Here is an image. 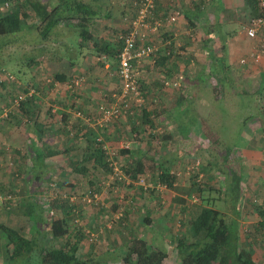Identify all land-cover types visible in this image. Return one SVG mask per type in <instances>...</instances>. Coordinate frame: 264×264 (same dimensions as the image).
Segmentation results:
<instances>
[{
	"label": "crops",
	"instance_id": "1",
	"mask_svg": "<svg viewBox=\"0 0 264 264\" xmlns=\"http://www.w3.org/2000/svg\"><path fill=\"white\" fill-rule=\"evenodd\" d=\"M207 1L206 6H200L199 11L196 10V6L183 10V13L193 15L192 21L189 23L198 29L196 39H193L192 42L187 43L183 40L184 33L177 24L167 23L168 26L162 27L167 37L161 38L160 42L156 43L161 46V54L157 58L158 63L152 59L145 61L147 65H144V69L146 68L148 71L152 68L151 71L153 72L150 73L152 76L146 74L148 75L144 78L146 86L144 85L143 88L146 89L147 95L153 102L155 101L154 98L162 94L163 89L166 94L170 90L169 87H175L174 83L176 82L178 86L175 88L180 90L178 94L181 95L177 105H174V112L178 115L176 121L180 120L179 114L181 112L179 110H184L189 102L188 99L196 98L199 94H194L193 91L200 89L197 85L200 81L201 87L204 89L217 88V86L231 81L235 83L237 91H241L239 107L242 109L245 107L250 117H243L242 126L238 127V131L235 134L230 133L236 137L235 144L237 147L234 148L233 152L229 151V154L226 153L225 155L224 153L222 158L219 157L218 161H222V165H219L216 160V165L221 166L222 171L217 174L224 181L225 190L229 189L232 180L234 181L237 177L241 178V199L236 204L239 206L237 208L239 215L237 216L233 210L235 209L233 208V200L227 192L223 194V203L218 202L215 207H219L227 214L226 218L229 223L234 222L236 224L241 246L247 247L246 249L251 253L256 264H264V217H260V215H264V60L257 63L249 56L252 47L264 46V27L259 29L258 37L251 40L243 30L245 24H240L241 18H239L241 15L243 18L249 17L245 20L247 22L251 19L246 0ZM259 4H261V0H259ZM261 12L264 17V10ZM177 13V23H182V20L188 22L182 12L176 10L173 14ZM233 17L237 18L236 21L232 19ZM193 30L194 27H191L186 33ZM165 42L170 43V46L173 47L172 55L174 56L170 54L172 58L164 65L166 66L162 70L164 73H160L161 71L154 72L158 66L161 69L164 68L163 57L170 47ZM243 59L246 60L245 64L242 63ZM148 63L158 66L154 69L155 66L152 65L150 68ZM187 66H190V72L186 71ZM172 70L175 72L173 73ZM65 85L67 86V84H60L59 89L62 90L59 96L54 93L55 87L51 91L49 90L50 98L53 95L58 97L50 105L53 116L48 112L50 110L49 102L47 103L42 96L37 105L20 110L13 109L14 117L12 119H8L6 113L0 116V195L11 198L8 199L9 202L7 200L0 201V264H6L4 260L7 257L5 252L8 251V248L13 264H40L37 260L31 261V258L36 259L38 257L40 253L38 247L41 242L44 241L46 245L49 242L47 239H51L49 226L52 220L54 218H65L66 220L69 214H74L75 218L68 219V234L61 241H70L73 238H75L73 240H80L82 238L79 246L86 244V229L80 227L77 229L74 225L77 219L76 211H81L85 204L82 200L75 201L73 198H69V201L64 200L65 197H68L67 191L65 192L66 189L75 190L76 184L82 183L80 178L83 176L81 167L75 168L74 166L85 161L86 153L83 148L86 143L85 137L82 135L87 132L86 129L80 133L77 132L86 123L76 116L75 111L71 110L69 102L72 97L70 95L68 97L70 92L64 88ZM64 89L68 92H65ZM1 95L0 93V100ZM248 97L250 100H247ZM93 98L97 97L88 92H85L82 98L83 105L80 106H83L88 113L92 111V107L95 109V105L91 103L92 100L94 101ZM197 100L203 101L202 97L199 96ZM96 102L98 103V101ZM96 102L94 101V103ZM4 110L7 109L4 108ZM10 112L12 111L10 110ZM251 116H253L252 119ZM1 119H5V121ZM210 121L199 116L197 118L199 125L194 126V130L197 131L196 136H205L211 139L207 142L214 145L223 136L220 132L215 131L213 122ZM112 125L113 128H109L112 133L107 131L109 134L117 132L114 125L120 126L119 123ZM213 128L214 130H212ZM111 142L113 141L107 140L109 145ZM216 158H218L217 154H215ZM73 175L79 177L75 182L69 179ZM56 178L60 180L56 181ZM44 186L46 187L45 190H43ZM53 190H57L55 192L57 197L55 199L57 200H52ZM44 191L47 194L46 197L43 196ZM213 197L216 198L215 193H212ZM44 198L45 200H43ZM159 199L156 197V202ZM61 200L63 202H60ZM149 202L152 203L151 201L144 202L143 207L146 208L144 211L146 216L143 218L135 220L133 216L135 208H129L133 210H130L132 212H130L127 221H130L129 223L134 226H137L134 224L135 222L140 224L145 232L143 237L138 236L135 231H131V233L140 238L152 240L154 246L164 248L168 256L164 264H180L176 243L178 239H183L185 236L189 240V236L184 233L180 236H176L175 233L172 234L170 248L175 247L173 252L168 248L166 239L158 244L157 242H160L158 236L166 238L167 230L156 228L155 224H162L160 218L162 213H157L156 209L151 212L157 203L152 207V205L149 206ZM102 205L104 206L103 203ZM159 206L162 207L160 204ZM197 207L190 221L184 219V222L190 226L191 221L203 211L202 207L199 205ZM31 208L36 209V212L32 213ZM53 208L57 210H53ZM71 210L72 213H70ZM103 218V216L96 215L98 229L93 230L99 238L96 245L101 246L105 242V248L97 251L91 247L80 251L79 247L77 254L79 264H108L100 262V258L105 259L107 255L112 257V264H123L122 260L126 251L124 242L126 241L118 243L114 238L112 243L106 244V241L113 234L117 235L118 233H114L115 228L111 230L113 224H107L110 223V220L105 219L106 223L103 222ZM133 220L134 223H131ZM181 220L183 221L182 218ZM260 223L263 225L260 226ZM130 224L127 223L128 228ZM190 226L187 229L188 233L190 232V242H192L194 239ZM4 228L15 233L13 241L7 239ZM129 229L131 230V227ZM91 231L89 230V232ZM246 231L249 232L248 235L243 234ZM130 236L132 235L127 237L130 238ZM21 239L38 242V244L31 243L36 245L34 252L28 253L29 250L21 249L18 254L14 253L15 248L22 245ZM55 243L53 242V244ZM251 244L252 246L248 247ZM11 248L14 249V252H11ZM172 258L174 259L173 262Z\"/></svg>",
	"mask_w": 264,
	"mask_h": 264
},
{
	"label": "rangeland",
	"instance_id": "2",
	"mask_svg": "<svg viewBox=\"0 0 264 264\" xmlns=\"http://www.w3.org/2000/svg\"><path fill=\"white\" fill-rule=\"evenodd\" d=\"M35 1L47 4L55 0ZM104 2V0H101V4L105 6L104 8L108 12L110 17L109 19L100 21L97 27H95L94 31L98 38H106L112 41L115 36L114 32L117 29L126 30L128 22L131 18L134 17L136 7H133L131 0H111L108 3ZM207 3V0H158L156 4L157 9L155 20L153 22L160 21L162 26H168V24L166 23V18L170 19V17L175 15L173 13L178 10L176 8V5H179L183 10H185L186 8H193L195 6H206ZM10 4L11 6L14 5V3L12 2ZM27 7L28 11H31L30 5H27ZM31 16V21H33L34 24L38 23L36 15L32 13ZM241 16H239V18H241L240 24H246L247 21L245 20L249 17L243 18V16ZM164 19L165 22L163 23L161 20ZM232 19H235L236 21L237 18L233 17ZM182 21V23H177V21L174 24L180 26L182 32L184 33L183 40L187 43H190L193 41V39H196V31L198 29L195 28L196 26H192L189 21ZM191 27H194V30L186 33L189 28L191 29ZM72 35L73 34L71 32L65 30V33L63 34V36L61 35L62 37L58 39L57 43L48 41L44 44L49 46L50 51H52L53 53L56 52V54L54 53L52 56H50L51 60L54 61L55 66H57L58 64V59H60L59 57L62 58V65L60 68H58V70L69 73L68 75H70L72 79H75L74 81L79 80L83 85L78 92H76V90L70 91L68 86L65 85L64 88H67V90H69L70 92L68 94V97L70 95L73 99L76 98L74 99L75 105L80 106L83 103L82 98L84 97L85 92L95 94V97L97 98L93 99L95 102L98 101V103H95V109L94 107H92L91 112L81 115V118L85 120V123L89 126L90 129L94 130L96 128H106V126L109 128H113L112 126H110V124H120V126L114 125L117 126L116 128H114L118 130V133L115 141L112 140L113 142H116L113 147L110 145L109 147L107 144H105L104 138L99 139L101 143L105 144L102 148L104 151V147H107L106 151L109 159L108 161L113 164V173L104 174L103 171L97 170L95 172L94 170L90 169V165H87V167H85L88 171L86 172V170L83 169L81 172V174L83 175L82 177H80L82 183L80 185L76 184L77 187L75 188V190H65V192L67 191L66 194L68 197H65L64 200L73 198V200L75 201L82 200L85 204L84 208H81V211H76L77 219L74 225H76L75 228L77 229L79 227L86 229V234L89 235L91 233V238L86 240V244H82L81 247L79 246L80 251L87 248L89 249L91 247L97 251L105 248V242H103L101 246L96 245L99 241V238L93 230L95 228L98 229V226H96V215L103 216V222H106L105 219H109L110 223H106L109 225L113 224V226H111V230L115 228L114 233H118L117 235L113 234V236H111L109 240L106 241V244L112 243L114 238L118 243L128 241L127 236L130 235L129 233L131 231H135L138 236H144L145 232L144 230H142L141 225H138V223L136 222L134 223V220L131 221V223H134L137 226L128 223L130 224L131 230L129 229L130 227L127 228V223L125 222H122L123 224L121 223V229H118L117 227L118 225H121L120 219L122 218V214L125 211L129 200L133 201L134 207L132 206L131 208H135L133 212L135 220L146 216L144 212L146 208L144 209L143 207L144 202L146 203L147 201H151L152 203L149 202V206L152 205V207L155 203H157L154 206V209H151V212L156 209L157 213L161 212L163 215L160 214L162 224H155V226L156 228L167 230V232L165 233L167 234L166 238L158 236L160 241L157 242L158 244H161L162 240L166 239L167 246L168 248H170L171 237L174 233L176 236H180L184 233L188 235L189 240H191L190 234L188 233L187 229L190 225L184 222V219L190 221L193 212H195V210L198 208L197 204L199 202H194V199L189 200V204L186 205L185 208H183L179 204L174 203L173 199L175 198L174 194L176 193L170 191L169 189H166L161 183H156V179L150 177L151 172L140 177V179L133 184L125 176V172L122 169V167H124L125 165L127 166L129 162H127L126 164V159L124 156L120 155V150L126 148V146L136 150V152L138 151V149L144 150L150 157H153L154 160L157 161V171L159 168L158 166L162 163L166 166L171 167V174L177 177V181L175 182V186L177 187L181 186L184 189L190 188L194 180L193 179L191 181L192 177L199 178L198 180L209 177V179L214 180L215 188H221L222 190L224 189V181H222V178H220V176L217 174L222 170L221 166L216 165V160L218 161L220 156L222 158L224 156V153L226 155V153L229 154V151L233 152L234 148L237 147V144H235V141H237V139L230 133L235 134V132L238 131V127L242 126L243 117H250L249 113L247 112L248 110L245 107L243 108L244 110L242 109V107H239L238 102L241 98V91H237L235 83L231 81L223 83L222 85L217 86V88L209 87L207 89L201 87L202 84L200 81L197 84L200 89L194 90L193 93H199L197 97H202L203 101H198L197 97L188 99L189 102L186 107H184V110H179L181 112L179 114L180 120L176 121V116L178 115H176V113L174 112V105H177L178 98L181 97V95L178 94L180 93V90L171 86L169 87V92H166L165 94L163 89L162 94L154 98L155 101L151 102V98H149V95H147L146 89L143 88L144 85L146 86L144 78H146V76L148 75L152 76V74H150L153 72L151 71L152 65L153 67L155 66L154 69L158 65L148 63L151 70L147 71L146 68L144 69V65L147 64L145 63V61H142L141 64L137 67V70L139 72L140 88L145 99V106L139 108L136 107L135 104H132L131 106L133 114L128 113L129 115L123 116L119 119L105 118L103 117V113L101 112L102 106L106 107L109 104H114L112 101V96L113 94H117L120 92V80L118 76H116V72L112 70L114 63L110 61L106 62V59L103 56H90V54L85 50L79 53V49H73L72 51L68 52L69 54H67L64 49L65 43H74L76 41L75 37H72ZM164 37H167L166 33H164V28H160V31L156 36L157 39L155 40V43L159 42L160 39ZM34 38L35 36L21 40L19 43L13 45L7 50V55L10 54V58H12V60L14 59L13 64L8 67L7 73H10L14 77H17L18 82H7L5 87H0V93L3 94L4 90L11 92V99L14 97V94L16 95V93H18L17 91H19V86L22 87V85H24V87L22 88L27 89L29 87H32L33 85H38V82L43 83L44 81H46L48 84L49 81H51V79H49V73L47 72L45 68L46 66H44V64H39L37 62H35L34 64L31 63V71H26L25 68L22 67L21 61L23 59L25 60L29 56L33 57L38 54V49H34L33 46ZM255 48H257V46L252 47L251 49L254 50ZM71 57L73 58V60L77 57V65L73 68L69 67V64L67 63V60L70 61L72 59ZM261 60H264V58ZM99 62L105 65L103 67H101V65L98 66ZM14 65L17 67H14ZM158 67L154 72L161 71L160 73H164L162 70L165 69L166 66H163L164 68L162 69L160 67L159 69ZM15 68H17V70L21 69L23 73H18ZM186 71H191L190 66H187ZM172 72L174 73L175 70H172ZM59 88L60 85L56 84L54 93L58 96L60 95L62 90ZM64 90L65 92H68L66 91V89ZM50 95V92L47 91L45 99L47 103L49 102V108L50 105L55 102V99L58 98L55 95L50 98ZM48 98L51 99V102ZM247 100H250V97H248ZM117 101L119 100L117 99ZM8 102L9 99H6L4 101L0 100V108H2V110L6 108L7 110H11L13 113L14 108L8 107ZM46 102L44 101V103ZM145 109L148 112L153 113L152 117L155 121V126L146 127L144 129L145 131L141 135V139L140 137H138V141H133L136 137L135 132H133V127L139 126L138 124L141 123L142 111ZM76 113L78 112L75 111V114ZM199 116H201V118L203 119H206V121L211 120L210 122H213V125L216 129L215 131L220 132V134L223 136L219 139V142L211 145L207 142L208 140L211 141V139H208L205 136H196L197 131L194 130V126L196 127V125H199L197 123V118ZM252 117L253 116H251V119ZM212 130H214V128ZM142 139H144L145 143L141 141ZM215 154L218 155V158L216 159ZM144 162L146 163L147 161L145 160ZM218 162L219 165L222 163V161ZM71 168L74 171L73 166ZM148 170L152 171V168L149 167ZM92 172H94V174H96L98 177L94 178L96 181L92 180V178L89 177ZM157 174H161L160 171L156 172L155 175L157 180H159L158 178L160 175ZM77 178L79 177L73 175L69 179L70 181L72 180V182H75ZM58 180L60 179L56 178V181ZM45 189L46 187L43 190ZM50 190L52 191V189ZM93 190H98V193L94 194V199H90V195H92ZM56 191H54V194H51L52 200H57L55 199L57 198L55 194ZM218 195L221 194H216V196ZM43 196H47L45 191ZM156 197L160 198L157 202ZM223 198L224 197H222L221 195V203H223ZM43 200H45V198ZM60 202H63V200H61ZM94 202H98L101 204L103 203L104 206H101V204L96 205L94 204ZM116 204H118L117 206H120V209H117L118 211H115L114 208ZM159 204L162 207H160ZM53 210L57 209L53 208ZM201 210L202 209H200V211ZM34 212H36V209ZM110 214L114 215V217H112V215ZM181 218L183 219V221L181 220ZM89 230L92 231L89 232ZM243 234L248 235L249 232L246 231ZM174 249L175 247L170 248L172 252L174 251ZM7 250L9 251V248ZM8 251L5 252L7 257L5 258L4 262L6 264H13V261L10 258L11 253H8ZM11 252H14V249L11 248ZM111 258L112 257L109 255H107L105 259L101 257L100 262L112 264ZM173 261L174 259L172 258V262Z\"/></svg>",
	"mask_w": 264,
	"mask_h": 264
},
{
	"label": "trees",
	"instance_id": "3",
	"mask_svg": "<svg viewBox=\"0 0 264 264\" xmlns=\"http://www.w3.org/2000/svg\"><path fill=\"white\" fill-rule=\"evenodd\" d=\"M104 1V3H108L111 0ZM136 1L139 3L141 0H131L133 7ZM11 2L14 3L13 6H11ZM5 4H8L7 11L0 12V87H5L7 82H18L17 77L7 73L8 67L11 66L14 61V59L12 60V58H10V54L7 55V50L21 40L34 36L33 46L34 49H38V54L33 57L29 56L25 60L21 59L22 67L25 68L26 71H31V63L34 64L37 62L39 64H44L49 73V79H51L48 84L46 81L43 83L38 82V85H33L27 89L22 88L24 87L23 85L22 87L19 86V92L16 93V95L14 94L12 99L11 92L4 90L5 93L1 95V100L3 101L5 98L7 100L9 99L8 107L20 110L37 105L38 101H40L39 98L41 96L45 98L47 91L53 89L56 84H67L68 87L73 84L75 79H72V77L68 75L69 73L58 70L62 65V58L59 57L58 64L55 66L54 61L51 60L50 56L54 53L56 54V52L53 53L50 51L49 46L44 45L48 41L57 43L58 39H60L65 33V30L71 32L73 34L72 37H75L76 39L74 43H65L64 49L67 54L73 49H79V53L85 50L90 56H103L105 57L106 62L110 61L114 63L112 70H114L116 74L118 73V59L120 51L123 48V42L120 37L125 34V30L117 29L114 32L115 36L112 41L110 39L98 38L96 36L94 31L95 27H97L100 21L109 19L110 17L104 8L105 6L101 4V0H55L47 4L35 0H0V5ZM246 4L250 9L251 18L263 16L259 0H246ZM27 5H30L31 11H28ZM176 8L179 12L183 13V9L179 5H176ZM156 9L157 8L153 11L154 18L156 15ZM200 9V6H196V10L199 11ZM32 13H34L38 19V23L36 24L31 21ZM135 14L136 11L134 12L133 18H135ZM183 14L189 22L192 21L193 15L186 12ZM194 18L197 17L194 16ZM162 21L164 22V20ZM172 48L173 47L169 49L171 55L173 53ZM171 55L167 56L165 53V56L163 57V66L170 58H172L173 55ZM76 60L77 57L74 58V60L73 58L70 61L67 60L69 67L73 68L76 66ZM99 65L103 67L105 64L103 65L99 62L98 66ZM14 67L17 66L14 65ZM15 69L17 70V68ZM17 71L18 73L22 72L21 69H18ZM116 76H118V74ZM30 89H34L37 93L31 97L23 98L28 94ZM92 102L93 105H95L93 100ZM70 104L72 111L81 112L82 114L88 113L85 112L86 110L82 106L75 105V100L73 98H71L69 105ZM49 109L48 112L53 116L52 108ZM5 113L8 119L14 117V114L10 112V110L5 111L0 108V116H3ZM152 115L153 113L148 112L146 109L142 111L141 123L138 124L139 126L133 127V132H135L136 135L133 141H138V137L141 139V135L146 127L155 126V121L153 120ZM79 119L85 122L84 119ZM1 120L5 121V119ZM110 126L113 127L112 124H110ZM114 127L116 128L117 126ZM83 129L87 130V132L82 135L85 137L86 143L83 148V151L86 153L84 157L85 161L76 164L74 167H81L82 171L83 169L86 170L87 165H90V169L95 172L97 170L103 171L104 174L113 173V164L108 161L109 159L106 149L104 151L102 148L105 144L109 146L107 140L115 141L118 132L109 134L108 132H110V129L107 126L106 128H96L92 130L86 124L83 128L77 130V132L80 133ZM100 138H104L105 144L99 141ZM141 141L145 143L144 139ZM115 144L116 142H111L110 146L113 147ZM120 155L125 157L126 164L129 162V164L122 167V169L125 172V176L133 184L137 182L140 177L151 172L150 177L155 178L157 181L156 183H161L166 189L176 193V197L173 200L174 203L185 208V206L189 204V200H199L197 201L199 202L197 205L202 207L203 211L191 221L190 226L194 240L190 242V240L187 239L188 237L185 236L183 239H178V242L176 243L180 264H256L251 253L246 249L247 247L243 248V246H241L236 224L234 222L229 223L226 218L227 214L219 209V207H215V204L221 201V195L223 197L224 192H227L233 200V208H235L233 210L237 216L239 215L237 209L239 206L236 204L241 199V178L237 177L234 181L232 180V186L230 185L229 189H226L228 191L225 189L221 190V188H215L214 180L209 179V177H205V179L202 178L201 180L192 177L191 181L194 179L192 186L184 189L181 186H175L177 177L171 174V167L162 163L158 166L159 168L157 171V161H155L153 157H150L144 150L138 149L136 152V150L126 146V148L120 150ZM145 160L147 161L146 163L144 162ZM73 163L74 162L72 161V164ZM149 167L152 168V171L148 170ZM87 171L88 170H86V172ZM159 171L161 174H157L160 175L158 178L159 180H157L155 175L156 172ZM89 177L94 181H96L94 178H98L94 172H92ZM96 193H98V190H93L90 199H94V194ZM212 193L221 195L212 198ZM7 201L9 202L10 200ZM94 204L100 205L101 203L94 202ZM117 205L118 204L114 207L115 211L120 209V206ZM132 206H134L133 201L129 200V203L122 214V218L120 219V224L122 222L129 223L127 219H129V214L132 212L130 211L131 209H129ZM30 211L34 213L35 209L31 208ZM70 213H72V210ZM67 216L66 220L65 218H54L52 220V223L49 226L51 239H47L49 242L46 245L44 241L41 242L42 245H40L41 243L39 244L38 248H40V253L36 259L31 258V261L37 260L40 264H79L77 254L82 238L80 240H73L75 239L73 238L70 241H61L68 234V219L75 218L74 214H69ZM260 217H264V215H260ZM122 224L117 226L118 229L122 228ZM259 225L261 226L263 224L260 223ZM4 232L6 233L8 240H14V232L7 228H4ZM129 234L132 236L128 238V241L124 242L126 245V251L122 260L123 264H164L168 257L164 248L154 246L152 240L140 238L133 235L131 232ZM85 235L87 239L91 238V233L89 235L85 233ZM53 242L56 243L53 244ZM21 243L22 245L20 247L15 248L14 253L18 254L21 249L29 250L28 253L34 252V247H36V245L33 244H38V242H30L26 239H21ZM50 244L52 245L50 246ZM251 246L252 244L248 247Z\"/></svg>",
	"mask_w": 264,
	"mask_h": 264
},
{
	"label": "built area",
	"instance_id": "4",
	"mask_svg": "<svg viewBox=\"0 0 264 264\" xmlns=\"http://www.w3.org/2000/svg\"><path fill=\"white\" fill-rule=\"evenodd\" d=\"M158 0H141L139 3L135 2L136 7L135 18H131L128 22V26L125 30V34L120 37L123 42V48L120 51L118 59V78L120 80V92L113 94L112 99L114 104H109L106 107L101 108L103 117L105 118H116L119 119L123 116L133 114L132 104L136 107H144V96L140 88L139 72L137 67L142 61L152 59L154 62L161 54V46L155 43L157 39L156 36L162 28L161 22L154 21L153 11L156 8V2ZM261 8L264 10V0H261ZM8 4L0 5V12L7 11ZM177 14L166 19V23L173 24L177 21ZM168 21V22H167ZM264 27V17L258 16L251 18L244 26L243 30L246 32L247 36L251 40H255L258 37L259 29ZM161 40V39H160ZM160 42V41H159ZM167 45H171L165 42ZM168 46V47H169ZM171 47V46H170ZM169 47V49H170ZM169 49L167 55H170ZM250 58L255 62H259L264 58V46L255 48L250 53ZM245 64L246 60H242ZM82 84L79 80L73 82L69 86V90L76 92L82 88ZM174 86L177 87L178 84L175 82ZM37 92L34 89H30L28 94L24 96L31 97ZM22 99V98H20ZM117 99L119 101H117ZM117 101V103H116ZM82 113H76L78 118H81ZM100 141V140H99ZM107 149V147H104ZM11 199L9 196L0 195V201ZM199 201L195 199L194 202Z\"/></svg>",
	"mask_w": 264,
	"mask_h": 264
}]
</instances>
